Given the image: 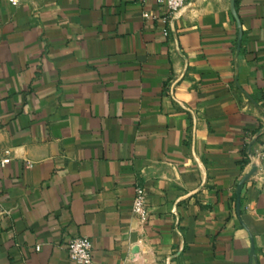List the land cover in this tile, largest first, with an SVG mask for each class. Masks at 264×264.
<instances>
[{
    "label": "crops",
    "instance_id": "obj_1",
    "mask_svg": "<svg viewBox=\"0 0 264 264\" xmlns=\"http://www.w3.org/2000/svg\"><path fill=\"white\" fill-rule=\"evenodd\" d=\"M17 1L0 0V264H77L78 236L96 264H264V0Z\"/></svg>",
    "mask_w": 264,
    "mask_h": 264
},
{
    "label": "built area",
    "instance_id": "obj_2",
    "mask_svg": "<svg viewBox=\"0 0 264 264\" xmlns=\"http://www.w3.org/2000/svg\"><path fill=\"white\" fill-rule=\"evenodd\" d=\"M17 4V0H11ZM158 4L166 7L170 15H176L187 4V0H155ZM144 16L150 18L151 11H145ZM167 21V20H166ZM258 157L264 160V149L258 153ZM11 160L10 151L0 146V169L8 165ZM133 212L141 220H147L149 216L148 197L145 187L138 184L135 188V198L133 202ZM70 258L77 264H96L94 258V244L88 236H78L71 238L66 245ZM40 249V247H37Z\"/></svg>",
    "mask_w": 264,
    "mask_h": 264
}]
</instances>
